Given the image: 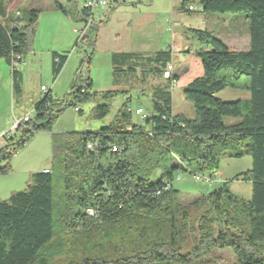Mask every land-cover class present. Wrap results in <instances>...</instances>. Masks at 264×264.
<instances>
[{"label":"trees","instance_id":"obj_1","mask_svg":"<svg viewBox=\"0 0 264 264\" xmlns=\"http://www.w3.org/2000/svg\"><path fill=\"white\" fill-rule=\"evenodd\" d=\"M189 1L178 9L192 11ZM51 2L74 16L59 0ZM199 2L205 12H244L248 48L230 50L207 28H190L202 45L195 51L202 74L182 93L193 105L192 118L173 113L164 84L152 88L145 126L133 123L132 112L122 106L97 130L52 134L51 168L32 173L24 190L0 200V264H55L61 253L74 255L67 264H211L213 251L223 249L233 253L235 264H264V0ZM39 13L15 14L0 0V59L10 67L14 98L21 94L22 74L12 59L18 55L20 64L29 52ZM67 58V52H52L53 81ZM111 58L114 65L129 61L130 71L138 66L161 76L172 59L170 50ZM177 79L171 75L167 81ZM226 89L245 91L248 98L222 100L218 94ZM70 95L69 105L79 114L82 104L92 102L97 120L109 114L116 93L93 90L86 77ZM58 103L50 90L43 92L18 136L0 147V172L33 134L51 132L63 109ZM225 117L238 120L226 123ZM243 155L251 167L238 176L251 183L249 200L223 186L182 202L173 184L177 174L213 176L223 157Z\"/></svg>","mask_w":264,"mask_h":264},{"label":"rangeland","instance_id":"obj_2","mask_svg":"<svg viewBox=\"0 0 264 264\" xmlns=\"http://www.w3.org/2000/svg\"><path fill=\"white\" fill-rule=\"evenodd\" d=\"M6 1L7 11L16 14V12L20 13V11L27 10L30 0ZM36 1L40 13L35 31L30 39L31 47L28 52L30 54L24 59L23 68L26 81L22 96L24 104L21 106L18 105L17 98L12 95L10 67L6 65L3 59H0V133L5 132V129L2 128H6L8 124L11 125L14 118L21 115L24 110H29L32 100L41 92L40 84H43L47 90L50 89L53 98L59 102V107L61 105L63 109L53 123L51 132L42 131L33 134L28 143L11 157L7 170L0 172V200L8 199L13 192L24 190L31 183V173L44 167L51 168L52 134L99 129L110 123L122 106H126L132 112L133 123L145 126V119L135 114L134 111L141 108L148 117L152 113L150 95L152 86H164L158 75L144 73L143 69L138 66H130L136 68L134 71L126 69L129 67V61L115 65L112 63L111 56L115 52L150 50L139 47L135 43L136 39H139L138 32L135 31V26L126 25L129 19H133V14L121 12V9L128 8L122 0H106L108 3L105 7L106 11H118L110 16L107 22L99 9H95V23L99 28V33L94 26L91 28L90 33L93 39L89 46L75 45L76 34L73 32V28L77 23H72L69 18H67L69 21L66 22L60 14H56L57 18L46 16V9H43L41 5L42 1ZM125 2L129 5L130 2L137 3L133 10L137 8L136 11H141V13L152 9L151 0H126ZM189 2L194 11L178 9L175 10L173 17V35L177 41L182 42L184 50L175 53L171 59L179 80L178 84L175 82L176 87L172 91L169 87L167 89L171 92L174 113L192 118L194 116L193 105L184 99L182 93L189 80L202 74V66L195 53L190 51L191 49L197 51L200 46H198V42L193 38L189 29H201L204 20L207 22L206 28L208 30L217 37H226V42L231 45L234 38L244 39L245 36H248L249 23L244 12H205L201 11L199 0H190ZM55 26L58 27L60 33L54 31L56 30ZM169 44H171V37L169 34H164L161 39V48L156 47L154 50H166ZM187 48L189 49L187 50ZM33 52L35 57L31 56ZM52 52L68 53L67 61L54 82ZM116 66L117 69H115ZM86 77L90 78L93 90H111L116 93V96L110 100V112L103 119L96 120L91 117L92 102H86L80 106L82 114H79L74 107L69 105L72 88L76 85H82ZM246 95L248 94L245 91L226 89L219 94V97L225 101H235L245 100ZM237 120L229 117L224 118L226 123L237 122ZM3 125L4 127H2ZM17 136L18 134L15 135V137ZM3 142L5 140L0 138V147L6 143L3 144ZM250 167L251 159L248 155L238 158L225 156L221 159L220 164L222 173L219 171L212 184L203 179L196 181L188 174L182 175L179 180L175 179L173 184L180 191V198L184 203L191 201L195 196L207 194L213 189L223 186L233 195L249 200L251 198V183L241 179L238 174L250 169ZM157 177L158 173L154 172L153 178L156 179ZM65 234L68 236L70 233L65 232ZM56 237H59V233ZM57 252L60 253L61 251ZM72 257H74L72 253L57 254L55 264H67V261ZM211 258L215 259L211 264H235L236 262L233 253L228 249L213 251Z\"/></svg>","mask_w":264,"mask_h":264},{"label":"crops","instance_id":"obj_3","mask_svg":"<svg viewBox=\"0 0 264 264\" xmlns=\"http://www.w3.org/2000/svg\"><path fill=\"white\" fill-rule=\"evenodd\" d=\"M41 1H42V4H41L42 8L46 9V11H45L46 16L48 15L50 18H57L56 14H60L64 18V20H66V22H68L69 19H70V21H72V23L73 22L77 23V21L79 20V15L81 14V8H82L83 4L85 2H87L88 0H80V2H78V0H59V2L62 5H65V6H67L70 9V12L72 14H74V16L65 15V14L59 12L58 10H56L53 7V5H52L51 0H41ZM122 1L125 3V6H128V8L121 9L122 10L121 12H125V13H128V14H133V17H132L133 19H129V22H127L126 25L135 26V28H136L135 31L138 32V35H139V39H136L135 43L139 47L150 49L149 51H147L145 49V50H140V51H137V50L136 51H128L126 53H138V54L146 56V55H151V54H153L155 52H158L160 50H154V49H156V47H158L159 49L161 48V39L163 38L164 34H166V35L169 34V36L171 37V44H169L168 48L166 49V50H170L171 51V57H173V55L175 53L182 52L184 50V46H183L182 42L181 41H177L175 39L176 37H174V35H173L174 34L173 17L175 15V10H178L179 3L182 0H151L152 9H150L149 11L145 10L146 12H144V13H141V11H136L137 8H135L133 10V8L136 7L137 3L130 2L131 4L129 5V4H127L125 2L126 0H122ZM28 3L29 4L27 5V9H40L37 6V1L36 0L34 2H33V0H30V1H28ZM71 3H73V4H71ZM68 4H70L71 6H69ZM16 10H18V9H16ZM18 11H20V10H18ZM99 11L104 16V19H105L106 22L109 21L110 16H113L115 13L118 12V11L111 12L110 10L106 11L105 8H101V9H99ZM192 11H194V9H192ZM137 12H139V13H137ZM136 14H140V15H136ZM136 17H138V18H136ZM67 18H69V19H67ZM206 25H207V22H205L203 20L202 24H201V29L206 28ZM93 26L95 28H97V32L99 33V28L96 25V23H94ZM54 31L57 32V33H60V30H58V27H56V30H54ZM97 36H98V34H97ZM97 36H96V41H97ZM227 36H230V35L227 34ZM218 38L221 41H223L229 47L230 50H246L248 48V43H249V37L248 36H245L244 39H239L238 37L234 38V40H233L234 42H231V45H229L226 42V37L223 38V37L220 36ZM88 39H87V42H85V44L82 45V46H89L90 45V43H91V41L93 39L91 37V33H89V38ZM198 46H200L199 48L202 47L201 44H199ZM188 49L189 48H187V50ZM190 51L192 53H195L196 50L195 49H191ZM115 53H119V52H115ZM29 54L30 53L27 52V54H25L23 56V59H22L21 63L18 64L19 66H17V68L20 70V72L22 74L21 94H20V96L16 97L17 98V103H18L19 106L24 104L22 96H23V93H24V85H25L26 78H25V72H24L23 66H24V59L26 57H28ZM32 54L33 55H31V56L35 57V53L33 52ZM51 59H52V54H51ZM175 75H177V74H175V68L173 67L172 76H175ZM158 76L160 78V81H162L164 84H167V86H169V82L167 81V79H163L162 78L161 72L158 74ZM192 79H194V78H192ZM178 80H179V77H178L177 80H175V82L177 84H178ZM191 80H189V82ZM189 82H187V83H189ZM41 85H43V84L39 85V89H40ZM152 88H153V86H152ZM223 91H221V92H223ZM41 92L43 93V91H41ZM151 92H152V90H151ZM40 93L38 94V96H36L34 98V100H32V102H31L32 104H31V107L29 108V110H24L21 113V115L17 116V118L22 117L25 114L32 115L34 103L42 96ZM219 94H218V97H219ZM150 95H151V93H150ZM247 98H248V95H246L245 99H247ZM92 105H93V103H92ZM172 111H173V109H172ZM173 113H174V111H173ZM174 114H177V113H174ZM10 126L11 125L8 124L6 126V128H2V129H5L4 131L6 132L10 128ZM2 127H4V125ZM3 140H5V139H3ZM5 142H7V141L5 140ZM5 142H3V144ZM3 164H5V163H3ZM43 170H48V168L44 167V168H42L39 171H43ZM220 173H222L221 170H220Z\"/></svg>","mask_w":264,"mask_h":264},{"label":"built area","instance_id":"obj_4","mask_svg":"<svg viewBox=\"0 0 264 264\" xmlns=\"http://www.w3.org/2000/svg\"><path fill=\"white\" fill-rule=\"evenodd\" d=\"M108 3L106 2V0H92V1H87L83 4L82 8H81V14L79 15V20L77 21V25L73 28V32L76 34V40H75V45H79L82 46L85 44V42H87V39L89 38V33L91 28L93 27L94 23H95V14L94 11L95 9H101V8H105L106 5ZM189 9H192L191 6H189ZM89 40V39H88ZM19 58L18 55L14 56L12 59V66H18L17 64V59ZM169 63L168 62L165 66V68L162 71V78L163 79H169V74H167V67H169ZM174 87H176V83L175 81H171L169 83V88L172 91L174 89ZM40 90L45 92L47 91L46 87L44 85H41ZM75 110H77L78 108H74ZM135 114L139 115L141 118H144L146 115L143 113V110L141 108H137L134 111ZM31 117L30 114H25L22 117L19 118H14V121L11 123L10 129H8L6 132H2L0 133V138L8 140V139H12L15 138V135L18 134V129L21 126H24L25 122L28 121V119ZM88 148H92V144L89 143L87 145ZM17 151L13 154L16 155ZM48 171V170H45ZM219 172L215 173L213 176H207V175H201V174H194L192 175V177L196 180V181H200V180H206L208 181L210 184H212L215 181V176L218 175ZM182 176V174H177L175 179L179 180L180 177ZM88 214L92 215L93 211L92 209H88L87 210Z\"/></svg>","mask_w":264,"mask_h":264},{"label":"bare ground","instance_id":"obj_5","mask_svg":"<svg viewBox=\"0 0 264 264\" xmlns=\"http://www.w3.org/2000/svg\"><path fill=\"white\" fill-rule=\"evenodd\" d=\"M17 14H19V13L17 12ZM172 69H173V65H172V63L170 62V63H169V67H167V74H169V78H170L171 75H172Z\"/></svg>","mask_w":264,"mask_h":264}]
</instances>
